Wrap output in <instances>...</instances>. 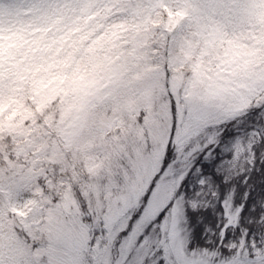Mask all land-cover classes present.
Listing matches in <instances>:
<instances>
[{
    "label": "rangeland",
    "instance_id": "374dc122",
    "mask_svg": "<svg viewBox=\"0 0 264 264\" xmlns=\"http://www.w3.org/2000/svg\"><path fill=\"white\" fill-rule=\"evenodd\" d=\"M263 100L264 0H0V264H264L243 238L190 247L198 200L175 196ZM259 133L227 144L225 173Z\"/></svg>",
    "mask_w": 264,
    "mask_h": 264
},
{
    "label": "trees",
    "instance_id": "16d2710c",
    "mask_svg": "<svg viewBox=\"0 0 264 264\" xmlns=\"http://www.w3.org/2000/svg\"><path fill=\"white\" fill-rule=\"evenodd\" d=\"M162 18L167 19L164 8ZM172 19H175L174 15ZM184 31H179V34L183 36ZM31 81V77L25 80L24 96L18 100L20 103L25 98H30ZM60 92L54 93L44 105L35 109V114H38L35 121L38 124L45 110L57 104ZM15 106L18 108V116L19 104L15 103ZM52 111L50 109V112ZM256 131L260 133L252 145L253 154L248 165L242 169L228 171L229 174L225 173L220 166L222 159L227 157V144L237 136H247ZM8 143H12V135L7 131H0V159L12 153ZM229 194L232 213L235 215L233 222H230L222 203ZM175 196L198 200L196 208L186 205L184 209L187 220L190 219L191 223L190 247L207 248L227 254L229 246L238 244L243 238L248 246L255 244L264 251V100L259 106L249 108L239 119L225 124L217 142L205 146L195 157L176 188ZM164 213L161 211L153 223L159 222ZM159 264L163 262L160 261Z\"/></svg>",
    "mask_w": 264,
    "mask_h": 264
}]
</instances>
